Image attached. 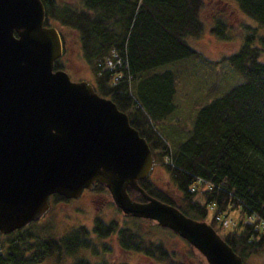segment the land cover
Listing matches in <instances>:
<instances>
[{
  "label": "trees",
  "instance_id": "16d2710c",
  "mask_svg": "<svg viewBox=\"0 0 264 264\" xmlns=\"http://www.w3.org/2000/svg\"><path fill=\"white\" fill-rule=\"evenodd\" d=\"M211 2L216 7L225 2L236 6L240 16L237 29L231 28L225 12L213 8ZM41 3L44 25L55 21L76 33L94 91L127 115L129 124L146 141L153 160L164 167L178 196H167L148 177L137 180V185L194 220L205 221L207 208L213 207L211 227L217 225L213 216L227 215L231 209L256 217L254 223L243 222L239 233L229 230L219 236L242 261L263 250L264 230L256 226L257 222L264 225V0ZM204 32L221 42L239 38L238 47L212 65L225 63L241 81L224 89L212 84L207 100L197 105L187 129L180 133L169 119L176 110L179 65L202 59L190 42ZM113 56L120 64L109 69L104 62L114 60ZM53 69H61L60 60L54 61ZM127 194L134 201H143L135 190L128 189ZM49 199L63 198L53 195ZM128 219L123 225L97 222L92 230L97 242L84 235V229L40 239L25 227L6 236L5 249L4 236L0 235V264H37L51 254L57 256V264H64L59 261L62 256L74 258L67 264H126L103 257L110 253L103 241L111 235L122 252L140 253L162 264H184L167 244L177 239L176 235L149 220ZM81 249L99 259L75 258ZM200 259L196 257V264H202Z\"/></svg>",
  "mask_w": 264,
  "mask_h": 264
},
{
  "label": "water",
  "instance_id": "95a60500",
  "mask_svg": "<svg viewBox=\"0 0 264 264\" xmlns=\"http://www.w3.org/2000/svg\"><path fill=\"white\" fill-rule=\"evenodd\" d=\"M44 20L40 0H0V233L37 221L51 194L75 199L99 184L123 216L168 229L202 264H244L207 222L137 185L152 168L146 141L110 99L53 70L61 40Z\"/></svg>",
  "mask_w": 264,
  "mask_h": 264
},
{
  "label": "rangeland",
  "instance_id": "374dc122",
  "mask_svg": "<svg viewBox=\"0 0 264 264\" xmlns=\"http://www.w3.org/2000/svg\"><path fill=\"white\" fill-rule=\"evenodd\" d=\"M61 3H70V0H57ZM213 8H219L226 14V20L233 30L237 29L240 21V16L237 12L236 6L233 3L225 2L216 7L211 2ZM54 27L61 38V55L59 57L61 69L64 70L73 82L86 81L92 85L93 77L90 69L84 63L80 56L79 47L76 43V33L62 27L59 23L52 21L51 25ZM234 34L236 33L233 31ZM195 49L200 52L201 58L198 60L186 61L179 65L181 74L178 76L175 105L176 110L170 116L171 123L179 127L180 133L187 129L196 107L199 103L207 100V90L212 84L219 85L220 89H224L230 84H235L241 81V78L233 73L228 65L221 63L222 66L212 65L215 60H219L223 54H228L234 51L239 45V38L233 41H218L213 36L204 32L199 38L191 40L190 42ZM212 63H208V62ZM107 65V62H106ZM108 66V65H107ZM209 66V67H208ZM232 75V76H231ZM234 76V77H233ZM128 83V82H127ZM160 129V128H159ZM162 132L164 128L160 129ZM153 160V158H152ZM152 168L148 175V179L167 196L174 198L178 196L174 186L169 181V177L164 170L160 161H152ZM164 162V161H163ZM200 202L202 200L197 197ZM207 217L205 221L209 223L212 216V210L207 208ZM229 221L227 227H218L213 225L214 230L223 235L227 231L239 233L242 230L241 224L249 222L245 214L241 215L239 209H231L228 212ZM129 217H124L119 210H117L109 198L108 193L104 189L93 188L91 190H83L80 196L75 199L49 200V208L38 222L28 224L30 231L35 234L37 238L43 239L46 237H59L69 234L77 229H84V235H88L93 241L97 242L92 230L98 222H113L116 225H123L128 223ZM90 232V234H89ZM92 233V234H91ZM101 238H99L100 240ZM110 249V253L105 257L110 262H125L126 264H162L150 260L140 253L136 252H122L119 250L114 235L104 239L103 241ZM170 249H173L184 264H196V255L190 252L188 247L183 244L178 238H173L167 241ZM189 253L191 255H186ZM186 256V257H185ZM75 258L88 257L90 260L96 261L99 259L97 255H90L89 251L81 249L76 254ZM104 258V259H105ZM74 258L71 256H62L59 261L61 263H69ZM57 256L51 254L50 256L41 260L37 264H57ZM244 264H264V249L255 252L243 259Z\"/></svg>",
  "mask_w": 264,
  "mask_h": 264
},
{
  "label": "built area",
  "instance_id": "2783aa9c",
  "mask_svg": "<svg viewBox=\"0 0 264 264\" xmlns=\"http://www.w3.org/2000/svg\"><path fill=\"white\" fill-rule=\"evenodd\" d=\"M112 58H113L114 60H112V59H110V58H107L106 61H105V65H106V62H107V65H108V66H107V65H106V66H107L108 68H110V69L114 68L115 65H119V64H120V61H119V59H118L117 57H114V56H113ZM216 219H217L218 221H220V218L217 217ZM223 224H226V221H223Z\"/></svg>",
  "mask_w": 264,
  "mask_h": 264
},
{
  "label": "flooded vegetation",
  "instance_id": "af4514ba",
  "mask_svg": "<svg viewBox=\"0 0 264 264\" xmlns=\"http://www.w3.org/2000/svg\"><path fill=\"white\" fill-rule=\"evenodd\" d=\"M93 188H95V187H92V189ZM90 233V232H89ZM101 241H103V240H101ZM3 245L5 246V249H6V247H7V238H6V236L4 235V237H3ZM3 246V247H4Z\"/></svg>",
  "mask_w": 264,
  "mask_h": 264
}]
</instances>
